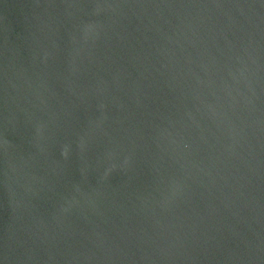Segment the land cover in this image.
Returning <instances> with one entry per match:
<instances>
[{
	"label": "water",
	"instance_id": "water-1",
	"mask_svg": "<svg viewBox=\"0 0 264 264\" xmlns=\"http://www.w3.org/2000/svg\"><path fill=\"white\" fill-rule=\"evenodd\" d=\"M0 264H264V0H0Z\"/></svg>",
	"mask_w": 264,
	"mask_h": 264
}]
</instances>
